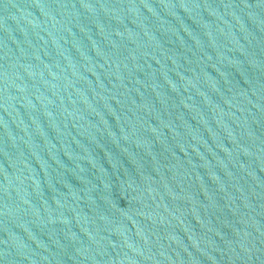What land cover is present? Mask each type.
Instances as JSON below:
<instances>
[{"label": "water", "instance_id": "obj_1", "mask_svg": "<svg viewBox=\"0 0 264 264\" xmlns=\"http://www.w3.org/2000/svg\"><path fill=\"white\" fill-rule=\"evenodd\" d=\"M0 264H264V0H0Z\"/></svg>", "mask_w": 264, "mask_h": 264}]
</instances>
